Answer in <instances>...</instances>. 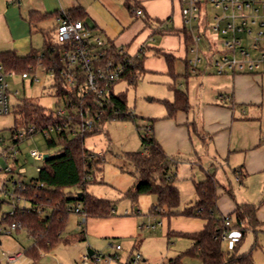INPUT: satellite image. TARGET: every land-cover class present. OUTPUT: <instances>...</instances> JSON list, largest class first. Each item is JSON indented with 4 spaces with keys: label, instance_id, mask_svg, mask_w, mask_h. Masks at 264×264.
Instances as JSON below:
<instances>
[{
    "label": "rangeland",
    "instance_id": "obj_1",
    "mask_svg": "<svg viewBox=\"0 0 264 264\" xmlns=\"http://www.w3.org/2000/svg\"><path fill=\"white\" fill-rule=\"evenodd\" d=\"M1 1V0H0ZM95 0H13L12 4L22 8H37L46 12L47 17L38 22L37 26L48 31L54 41H59V25L55 13L81 4L86 6ZM123 6V0H120ZM173 15L169 20L162 22L164 34L156 33L145 41L148 45L157 46L161 41L167 40L172 45L175 53L173 72L159 69L164 63L161 55L151 53V48L142 51L145 69L129 83L121 79L114 83V91L124 94L128 111L131 116L127 118H114L106 121L101 130L85 136L84 146L92 152L91 156L102 158L100 169L96 170L87 181L86 190L100 198L112 200L117 213L131 207L124 191L137 184L134 166L125 158L129 151L145 153L146 148L142 137L147 133L154 136L163 147L167 155L176 160V186L178 187L180 204L179 208L191 204L196 193L194 182L204 180L207 174H213L221 183L232 188L233 197L219 191L218 205L223 215L231 213L235 203H249L259 205L256 211L257 219L264 222V70L261 74L254 72L237 73L233 78L232 72L227 70L224 74H217L212 65H208V39L212 45L220 49L221 43L212 30H207L206 37L201 34L197 43V51L183 50L181 34H171L176 28L182 27L180 17V3L172 1ZM217 11L207 7V19L211 22L212 16ZM264 21V16L262 17ZM186 30L196 34V24L186 23ZM254 31L262 30L263 26H252ZM32 33L33 46L40 48L42 34L39 30ZM148 26L144 17H132L129 25L121 34L120 40L130 41L141 33H147ZM198 32H202L200 28ZM127 41V42H128ZM121 41H117L119 43ZM141 53V51H140ZM196 56L199 60L192 67ZM214 58V56H213ZM166 63V62H165ZM10 105H15L22 100L33 101L42 106L45 111H54L58 105L57 97L53 92L51 72L38 65L33 72H28L22 78L20 72H10L6 76ZM175 90L186 92L189 108L176 112L174 117H166L165 101L175 99ZM218 106V107H217ZM230 110L232 119L231 148L229 152H220L214 146L215 134L210 131L211 124L221 117L226 118L220 109ZM223 119V118H222ZM14 126V113L10 110L0 114V149L11 146V131ZM203 133V134H202ZM205 135L209 138H205ZM39 148L44 153L53 154L57 146L48 147L46 139L41 133H35L18 143L20 152L17 158L26 172L21 179L28 183L32 177L37 176L36 166H41L42 161L33 160L28 156V150ZM224 154V155H223ZM98 155V156H97ZM24 158L26 160H24ZM0 164L2 159L0 158ZM243 169V170H242ZM240 170L242 172L240 173ZM9 175L0 173V179L7 180ZM14 186L9 180L0 190V217L7 214L15 205L28 206L29 202L23 198L12 196ZM120 190V191H119ZM154 200L153 194H140L138 204L140 208V223L147 224L148 209ZM229 239L234 241V234L239 230L235 227V217L230 215ZM76 215L69 214L66 229L76 234ZM159 222L161 219H157ZM5 223V222H4ZM244 223V221H242ZM163 226V224H162ZM158 230H144L141 236L145 239L136 245L129 253V248L124 243L123 249L117 251L118 258L108 259V254L114 251L109 242L114 239L102 241L100 247L89 246L98 250L102 260L90 259L89 264H163L178 252L184 251L189 240L186 236L175 235L170 238H156ZM233 236V237H232ZM226 240L221 242L226 257L248 253L252 264H264V224L248 228L241 241L227 251ZM32 241L25 230H13L11 234H0V264H27L28 257L24 249ZM76 243L64 244L59 242L52 249L41 252L38 264H76L79 250ZM143 247V258L137 263H132L131 258ZM235 250V253H234ZM20 251L21 255L13 261H8L3 254H12ZM229 252V253H228ZM233 253V254H232ZM128 254L129 258H128ZM127 256V257H126ZM182 264H203L197 257L185 255Z\"/></svg>",
    "mask_w": 264,
    "mask_h": 264
},
{
    "label": "trees",
    "instance_id": "obj_2",
    "mask_svg": "<svg viewBox=\"0 0 264 264\" xmlns=\"http://www.w3.org/2000/svg\"><path fill=\"white\" fill-rule=\"evenodd\" d=\"M123 4L132 15L134 9L140 8L133 0H123ZM71 19H81L87 22L88 14L81 6H73L67 9ZM48 13L31 10L28 13V23L34 30L42 33V45L40 48H31L27 54H19L15 50L0 52V65L5 73L8 72H33L38 65L46 71L51 72L54 79L52 88L57 97V104L63 100L75 99L77 92H67L64 89V79L60 73L63 63L60 60L62 44L54 41L50 33L37 27L38 22L47 17ZM56 18L62 17L61 10L56 11ZM145 22H149L145 17ZM159 22V21H158ZM162 24V21L159 22ZM96 28L95 25H92ZM157 33L163 32L161 27L155 29ZM184 43L188 49L192 45L191 33L184 27L181 29ZM109 46L107 55L116 57L119 60L130 57V64L121 79L133 82L143 68L144 55L140 49L136 55L120 53L115 45L107 40ZM154 54L161 55L167 65L168 72L174 75L173 60L175 56L160 48L154 50ZM175 99L172 102L165 101L166 117H174L178 111H187L189 108L186 92L175 90ZM109 102L104 107L92 106L91 113L94 117L92 129H85L82 132L76 131L81 122L80 116L74 115L68 127L62 126L64 118L56 116L52 110L45 111L39 104L22 100L11 106L14 113V126L12 131L30 124L36 126L53 125L59 129L46 139L50 148L57 146L53 154L42 160L37 176L26 183L23 190H15L30 203L29 207L15 205L11 215L5 214L1 223L19 222L16 229L25 230L32 239L29 247L24 249V254L30 260L28 264H38L41 252L52 249L59 242L68 243L72 240H83L79 232L74 235H64L69 214L76 206H80L85 217H107L112 214L114 203L112 200L97 197L86 190L88 179L96 170L100 169L102 158L91 156L92 152L84 146L86 135L102 129L104 123L109 119L127 118L131 116L128 111L124 94L114 91L111 86L108 93ZM98 115V117H96ZM77 124V126L75 125ZM72 129L75 132H72ZM146 152L129 151L124 154L125 158L134 166L133 172L137 181H141L124 191V196L135 202L140 194H153L156 196V203L151 206L150 212L159 215H181L186 217H199L204 220L203 228L194 233L180 234L189 237L192 245L179 255L170 258L166 264H182L185 255L197 257L203 264H252L250 255L244 253L226 257L225 251L221 248L219 232L225 215L221 213L217 205L219 190H223L230 197H233L232 188L228 184L221 183L213 174H207L204 180L194 182L196 193L195 200L182 208H179L180 197L176 186L175 163L176 160L166 154L161 144L154 136L146 134L142 137ZM98 156V155H97ZM17 164V162H14ZM42 183V185H39ZM81 192L80 195L78 193ZM259 205L249 203H235L231 213L234 215L235 227L238 228L240 236L238 244L248 228L255 229L264 224L256 217ZM38 209H42L39 213ZM244 221V223H242Z\"/></svg>",
    "mask_w": 264,
    "mask_h": 264
},
{
    "label": "built area",
    "instance_id": "obj_3",
    "mask_svg": "<svg viewBox=\"0 0 264 264\" xmlns=\"http://www.w3.org/2000/svg\"><path fill=\"white\" fill-rule=\"evenodd\" d=\"M180 3V13L183 27L186 29V23L196 24V34H192V45L188 48L190 51H197V43L201 39V34L206 37L207 30H212L220 38V49L215 48L208 39V65H212L217 74H224L227 70L232 73L254 72L260 73L264 70V31H254L252 26H263L264 21V0H178ZM213 7L215 13L211 22L207 19V7ZM62 17L59 18V41L62 44L61 58L63 67L60 71L64 79V89L67 92H77L73 100H63L54 110L56 116L64 118L62 126L68 127L72 122L74 115L80 116L81 122L78 124L76 131L92 129L94 117L90 115L92 106L104 107L108 102V93L111 86L123 77L126 67L130 64V57L122 60L113 56H108L107 48L109 43L103 34L89 23L81 19H71L67 12L61 10ZM134 13L140 15V8L134 9ZM202 32H198L199 29ZM120 53L124 51L118 48ZM214 56V58H213ZM199 60V57L192 61L193 66ZM10 73V72H8ZM5 73L0 65V114L7 113L11 110L8 95V83ZM22 78L28 76V72L20 74ZM98 117V115H96ZM77 126V124H75ZM59 126L53 125L36 126L30 124L27 127H21L11 133L12 145L0 149V173L9 175V182L13 184L14 191L12 196L23 198L15 191L26 188V182L21 179L24 172L14 162H17L19 153L18 143L24 138L35 133H41L43 137H49L54 134ZM72 129V132H75ZM2 138L0 137V141ZM44 152L39 148L28 150V156L33 160H43ZM40 170V166H36ZM0 179V188L7 181ZM39 185H42L40 183ZM2 190V189H0ZM25 199V198H23ZM42 213V209H38ZM73 212L79 213L82 219L85 218L84 211L80 206H76ZM13 209L7 214L11 215ZM5 213L1 215V219ZM231 222L229 215H225L222 221L219 238L221 241L229 240L228 231ZM20 226L19 222L1 223L0 234H10ZM117 249L120 244L115 245ZM4 257L8 261L15 260L20 256L19 252L12 254L5 253ZM98 261L102 258L97 254L95 257ZM112 257L108 256V259ZM141 258L139 253L131 258L132 263H137ZM90 255L82 254L80 264H89Z\"/></svg>",
    "mask_w": 264,
    "mask_h": 264
},
{
    "label": "crops",
    "instance_id": "obj_4",
    "mask_svg": "<svg viewBox=\"0 0 264 264\" xmlns=\"http://www.w3.org/2000/svg\"><path fill=\"white\" fill-rule=\"evenodd\" d=\"M12 1L13 0L0 1V52L5 50H15L19 54H27L32 47L36 48L32 44L33 42L32 33L35 32L36 30L31 28V26L28 23L27 20L28 13L31 10H37L40 12L42 11L34 7L21 9V7H18L17 5H13ZM133 1H136L140 6V9L142 10V13L140 15L137 14L132 15L125 5L123 6L121 5L120 0H95L94 2H90L86 6H82L81 4H78L76 6H81L87 12L88 14L86 20L87 23H89L90 25H95L98 31H100L107 40L112 42V44L115 45L117 49L122 48V50L126 52L128 55H136L139 53L141 48L144 47V49H146L148 47L152 49L151 50L152 54H154V50L156 48H160L161 50L170 52L175 56L174 49L172 48V45L170 46V44H167V40L161 41V43L157 46L154 45L151 46L146 44L145 42L150 35L157 33V31L153 32L155 31V29H157L158 27H162V24L159 23L160 21L165 22L166 20H169L172 17L173 0H133ZM17 2H19V0H17ZM132 17H144V18L147 17L149 21L147 22L148 31L147 33L144 32L141 33L137 37L132 38L130 41L128 40L122 41L120 40L121 38L120 36L121 34H123L124 29L129 25V20H131ZM180 17H181V13H180ZM56 21L59 25V20L57 18ZM181 22H182V18H181ZM38 28L45 30L41 27ZM182 28L183 26L176 28L175 31L171 32V34H179V35L181 34V39L183 42V50L184 52H187L189 50L186 48L184 43L183 34L181 32ZM162 34H164V32H162ZM118 40L121 42L117 43ZM143 68L145 69L144 60H143ZM159 69L167 70V65L165 63V60L162 67H159ZM257 74H261V72ZM236 75L237 73H232L233 78ZM220 110H222V112L225 113L226 118L221 117L220 119L213 122L211 124L212 127L209 128V130L213 131L215 134V138L213 141L215 148L218 149L220 152L222 151V153H224L226 151L229 152L231 148L230 129L232 131V119L230 117L231 115L230 110L224 108ZM205 138H209V137L205 135ZM16 159H17V165L24 170V172L22 173L23 175L26 172L25 167L19 164L20 163L19 158L16 157ZM24 160L26 159L24 158ZM242 170H240V173L242 172ZM219 191H223V190L220 189ZM130 202H131L130 210L125 208L123 213H117L116 208L113 206V209L111 210L112 214L107 217H85L84 219H82V216L79 213L74 212V214L76 215V218H74L76 221V228H75L76 234L80 232L81 235L83 236V240L75 239L64 244H70V243L78 244L75 247L76 250H79L78 257L75 260L76 264H80V256L82 254H88L90 255V259L94 260V262L97 261L95 257L97 254H99L98 250L91 248L89 246L86 247V250L85 249L83 250L82 246H84L85 244L93 245V247L98 248L100 247L103 240L108 241L114 239L115 241L109 242V245L112 247L114 253L108 254V256L118 258L119 255L117 254V251L123 249L122 243H124L126 247L129 248L130 251L129 253H131L133 249L136 248V245H138L142 241V239L146 238V236L143 237L141 236V233L144 232V230H149V231L158 230V232L155 233L156 238L162 239L164 237H167L170 240L171 237L177 234L180 235L181 233L182 234L194 233L200 231L203 228L204 220L199 217H186L181 215L168 216V215H159L150 212L151 206L156 203L155 195H154V200L152 201V204L148 209L147 224H144V222L140 223V219L145 217H143V215H140L138 198L135 202L131 200ZM217 205H218V201H217ZM29 206L30 203L28 206H23V207H29ZM221 213L223 212L221 211ZM157 219H161V221L163 222H159L157 221ZM63 234L74 235L70 230L67 231L66 227ZM239 236H240V232L238 231L237 233L234 234V238H233L234 241L232 239L226 240L227 251L230 250L232 247H235L234 242L236 243L237 238ZM186 238L189 240V242L188 244H186L185 250L189 248L193 243L189 237ZM117 244H120L119 249L115 247V245ZM140 249L141 252H137V253L141 255V258H143L144 249L142 246L140 247ZM89 250L92 251V254L89 253ZM16 252H19L21 255L20 251H16ZM182 252L183 251L178 252L177 255H179ZM129 255L130 254L127 255L128 258ZM169 259L164 261L163 264H166V262ZM101 260H102L101 262L108 263V261H105L103 258ZM29 261L30 260H28V263Z\"/></svg>",
    "mask_w": 264,
    "mask_h": 264
},
{
    "label": "water",
    "instance_id": "obj_5",
    "mask_svg": "<svg viewBox=\"0 0 264 264\" xmlns=\"http://www.w3.org/2000/svg\"><path fill=\"white\" fill-rule=\"evenodd\" d=\"M47 157H48V154L45 153L44 156H43V159H46ZM140 182H141V181H138L137 184H136V186H137ZM80 194H81V192L78 193V195H80ZM89 253L92 254V251L89 250Z\"/></svg>",
    "mask_w": 264,
    "mask_h": 264
}]
</instances>
